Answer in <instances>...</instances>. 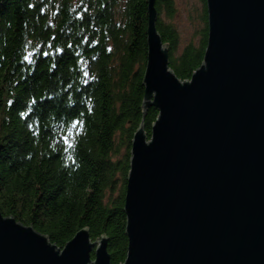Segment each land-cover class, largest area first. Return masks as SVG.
<instances>
[{"label":"trees","instance_id":"trees-1","mask_svg":"<svg viewBox=\"0 0 264 264\" xmlns=\"http://www.w3.org/2000/svg\"><path fill=\"white\" fill-rule=\"evenodd\" d=\"M200 1L202 38L177 55L178 32L161 21L174 17V0H155L181 81L206 47ZM146 28L147 0H0V213L58 248L87 228L91 241L106 238L111 264L127 254L131 141L141 123L149 137L158 114L141 109ZM69 116L79 123L65 143Z\"/></svg>","mask_w":264,"mask_h":264},{"label":"water","instance_id":"water-1","mask_svg":"<svg viewBox=\"0 0 264 264\" xmlns=\"http://www.w3.org/2000/svg\"><path fill=\"white\" fill-rule=\"evenodd\" d=\"M200 66L181 81L147 0L142 111L130 145L122 264H264V0H205ZM0 264H111L87 228L64 247L0 213Z\"/></svg>","mask_w":264,"mask_h":264},{"label":"rangeland","instance_id":"rangeland-1","mask_svg":"<svg viewBox=\"0 0 264 264\" xmlns=\"http://www.w3.org/2000/svg\"><path fill=\"white\" fill-rule=\"evenodd\" d=\"M174 6V17L166 19L163 14L161 21L173 25L177 30L179 36L178 55L185 46L199 44L202 38L201 32L205 26L201 20L204 5L200 0H174Z\"/></svg>","mask_w":264,"mask_h":264},{"label":"snow or ice","instance_id":"snow-or-ice-1","mask_svg":"<svg viewBox=\"0 0 264 264\" xmlns=\"http://www.w3.org/2000/svg\"><path fill=\"white\" fill-rule=\"evenodd\" d=\"M69 47H71V45H69ZM61 51H62V50H61ZM29 55H31V53H30ZM38 55H41V56H47L48 53H47V52H44L43 50H41V53H39ZM28 59H29L28 56H25V57H24V60H25V61H28ZM69 122L71 123V127L68 128V130H67V135L64 137V142H65V143H68V137H70V136L72 135V129H74V128L77 126V124L79 123V120H76V121L73 122V121H72V117L69 116V120H68L66 123H69ZM68 147L71 148L72 145H71V144H68Z\"/></svg>","mask_w":264,"mask_h":264},{"label":"bare ground","instance_id":"bare-ground-1","mask_svg":"<svg viewBox=\"0 0 264 264\" xmlns=\"http://www.w3.org/2000/svg\"><path fill=\"white\" fill-rule=\"evenodd\" d=\"M145 134H146V132H145ZM146 136H147V134H146Z\"/></svg>","mask_w":264,"mask_h":264}]
</instances>
